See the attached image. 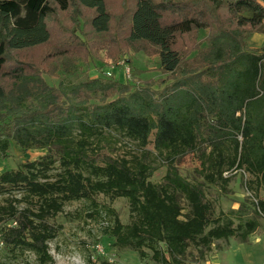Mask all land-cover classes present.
I'll return each instance as SVG.
<instances>
[{"label":"trees","instance_id":"16d2710c","mask_svg":"<svg viewBox=\"0 0 264 264\" xmlns=\"http://www.w3.org/2000/svg\"><path fill=\"white\" fill-rule=\"evenodd\" d=\"M263 19L257 0H0V153L11 142L49 152L0 174V197L11 200L0 210L16 223L3 233L7 249L54 264L51 221L67 203L100 196L128 200L131 223L109 208L103 235L141 259L151 252L157 264H185L191 247L203 258L217 241L247 243L264 220V47L250 49L246 35L261 32ZM104 50L113 60L157 57L167 77L138 87L108 78L50 84ZM106 132L143 157L131 165L92 147ZM154 151L167 161L161 182L152 181ZM190 155L201 180L179 171ZM57 163L63 171L52 175ZM234 172L249 177L251 217L245 204L219 213L208 190L226 191Z\"/></svg>","mask_w":264,"mask_h":264},{"label":"rangeland","instance_id":"374dc122","mask_svg":"<svg viewBox=\"0 0 264 264\" xmlns=\"http://www.w3.org/2000/svg\"><path fill=\"white\" fill-rule=\"evenodd\" d=\"M261 2L262 0H257ZM208 32L199 35L203 41ZM247 45L252 50H261L264 47V25L261 32H251L246 35ZM203 45V43H201ZM204 46V45H203ZM120 62H125L131 69L130 75L126 74L124 67H119ZM160 63L157 57L147 56L144 52H129L118 60H113L106 50L101 51L98 58L89 65L82 67L81 71L73 76L60 75L56 79H49L51 85L58 86L61 82L71 86L77 85L86 79L108 77L107 72H112L110 80H116L124 85L139 86L151 80L165 79L167 76L159 71ZM141 72V74L139 73ZM92 147H97L108 154L118 156L130 161L131 165L136 158L143 157V149L136 143L117 133H109L99 136V140ZM96 149V148H95ZM47 150H23L10 143L9 149L3 156L0 153V174L9 170L18 169L26 162L36 161L46 156ZM148 163L155 169L152 181L161 182L167 173V161L165 154L154 151L148 156ZM62 167L57 163L51 174L62 173ZM180 173L186 179H200V163L197 157L188 156L180 163ZM248 175L243 172H234L232 181L221 190L218 186H211L209 192L218 199V212L229 213L237 211L243 204L251 217L254 211L255 198L247 189ZM9 195L0 197V209L7 207L11 200ZM16 199L12 201L17 210L25 208V202L21 200V194L14 192ZM109 208L116 210L122 223H131V212L127 199L110 201L104 196L97 197L93 204L90 201H75L67 203L62 213L51 221V224L59 228L58 236L49 242V254L54 264H89L106 262L108 264H157L152 259V253L148 252L145 259L129 249H121L116 246L113 239L103 235V229L113 224V216ZM10 214H4L0 210V264H41L39 255L29 248L8 250L4 244L3 233L5 229L16 227V223L9 219ZM259 228L250 236L247 243H241L237 239L217 241L212 248L206 251L204 257L194 247L189 250L185 264H264V220L259 219Z\"/></svg>","mask_w":264,"mask_h":264},{"label":"built area","instance_id":"2783aa9c","mask_svg":"<svg viewBox=\"0 0 264 264\" xmlns=\"http://www.w3.org/2000/svg\"><path fill=\"white\" fill-rule=\"evenodd\" d=\"M261 5H262V7L264 8V0H262L261 2H259ZM263 24H264V19H263ZM118 66L120 67H124V70L126 71V74L127 75H130V72H131V69L129 68V67H127V65H126V63L125 62H120L119 64H118ZM106 75L108 76V77H112L113 76V74H112V72H107L106 73ZM108 77H106V78H108ZM109 79V78H108Z\"/></svg>","mask_w":264,"mask_h":264},{"label":"crops","instance_id":"0c3cea01","mask_svg":"<svg viewBox=\"0 0 264 264\" xmlns=\"http://www.w3.org/2000/svg\"><path fill=\"white\" fill-rule=\"evenodd\" d=\"M263 48V47H262Z\"/></svg>","mask_w":264,"mask_h":264}]
</instances>
